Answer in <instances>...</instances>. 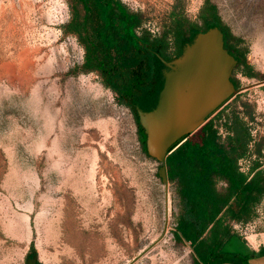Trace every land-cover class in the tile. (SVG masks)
Segmentation results:
<instances>
[{"label":"rangeland","instance_id":"obj_1","mask_svg":"<svg viewBox=\"0 0 264 264\" xmlns=\"http://www.w3.org/2000/svg\"><path fill=\"white\" fill-rule=\"evenodd\" d=\"M120 1L156 35L174 13L203 25L206 0ZM210 1L244 62L233 71L242 90L208 120L227 138L237 126L247 132L240 158L264 165V0ZM77 11L72 0H0V264H26L30 253L42 264H131L158 239L132 264H194L190 243L174 234L177 184L168 215L136 115L99 74L78 68L85 43L68 29ZM259 216L238 236L255 242L264 206Z\"/></svg>","mask_w":264,"mask_h":264},{"label":"trees","instance_id":"obj_2","mask_svg":"<svg viewBox=\"0 0 264 264\" xmlns=\"http://www.w3.org/2000/svg\"><path fill=\"white\" fill-rule=\"evenodd\" d=\"M72 1L78 11L68 29L79 34L86 47L84 63L78 68L99 74L119 102L132 109L138 123L137 107L151 110L157 105L168 69L161 57L171 61L180 56L198 32L219 27L225 47L239 53L237 65L244 62L233 41L236 38L210 0L199 14L202 26L174 13L172 26L159 35L143 28V15L120 0ZM139 128L147 152L140 123ZM248 140L239 126L223 140L214 120H207L166 158L168 177L177 184L180 203L175 238L190 243L194 264H251L256 255L225 250L226 243L239 235L235 224L253 220L264 197V165L258 160L251 177L238 166ZM219 181L225 183L224 188L218 186ZM260 253L264 254V248Z\"/></svg>","mask_w":264,"mask_h":264},{"label":"water","instance_id":"obj_3","mask_svg":"<svg viewBox=\"0 0 264 264\" xmlns=\"http://www.w3.org/2000/svg\"><path fill=\"white\" fill-rule=\"evenodd\" d=\"M161 60L168 69L164 72L157 105L151 110L137 107V113L145 130L147 152L160 163L159 175L169 200L166 158L175 144L200 128L211 114L237 93L232 73L238 61L225 47L224 33L217 26L198 32L177 58L168 61L161 57ZM166 225L167 222L161 238L167 231ZM159 241L146 247L133 262ZM26 264L42 263L33 256Z\"/></svg>","mask_w":264,"mask_h":264},{"label":"crops","instance_id":"obj_4","mask_svg":"<svg viewBox=\"0 0 264 264\" xmlns=\"http://www.w3.org/2000/svg\"><path fill=\"white\" fill-rule=\"evenodd\" d=\"M261 236L258 239V236ZM255 242L251 240V244L238 235L233 236L225 245V250L233 251V252H240L244 254L253 253L255 252L256 255L251 258V264H264V254H261L260 251L264 248V231L256 232L254 234ZM239 239L235 240L234 239ZM237 241V242H236ZM220 264H239V263H232V262H225Z\"/></svg>","mask_w":264,"mask_h":264},{"label":"built area","instance_id":"obj_5","mask_svg":"<svg viewBox=\"0 0 264 264\" xmlns=\"http://www.w3.org/2000/svg\"><path fill=\"white\" fill-rule=\"evenodd\" d=\"M218 128H219V135L221 136V138L223 140H226L227 139L228 132L225 131L223 127H218ZM185 140H186V138H183L177 144H175L174 147L171 149V152L175 148H177L180 144H182ZM238 166H239V169L242 172L246 173L249 177H251L254 174L253 165L250 162H248L244 157L243 158H240L238 160ZM262 206H264V197H263L261 203L259 204V206L257 208V215L258 216L256 215V217L253 220H251V221H249L247 223H243V224L242 223H237V224H235L234 227H235V229H236V231L238 233L240 232L241 235L243 234L241 232H244L245 234H247L249 228H251L250 230H254L255 229V227L257 226V224L260 221L259 212H260V208ZM244 226H245L246 229L243 231ZM245 237L249 241V236L246 235Z\"/></svg>","mask_w":264,"mask_h":264},{"label":"flooded vegetation","instance_id":"obj_6","mask_svg":"<svg viewBox=\"0 0 264 264\" xmlns=\"http://www.w3.org/2000/svg\"><path fill=\"white\" fill-rule=\"evenodd\" d=\"M226 48L228 49V51L232 54V55H234L235 56V58L237 57V55H239V53L237 52V51H235V50H233V49H231V48H229V47H227L226 46ZM238 61V60H237ZM237 64H238V62H237ZM236 68V67H235ZM232 81L234 82V84H235V87L238 89V91H237V93H239L241 90H242V87H240V85H238V82H237V80L236 79H234V77H233V73H232ZM241 88V89H240ZM237 93H235V95L237 94ZM264 150H262V152H263ZM34 256V253H30L29 255H28V258L29 257H33ZM27 258V259H28Z\"/></svg>","mask_w":264,"mask_h":264},{"label":"bare ground","instance_id":"obj_7","mask_svg":"<svg viewBox=\"0 0 264 264\" xmlns=\"http://www.w3.org/2000/svg\"><path fill=\"white\" fill-rule=\"evenodd\" d=\"M166 210L169 215L171 211V197L170 196H169V200H167V197H166Z\"/></svg>","mask_w":264,"mask_h":264}]
</instances>
